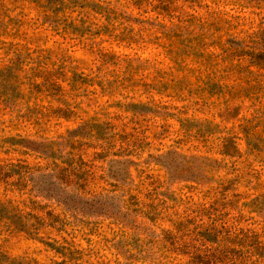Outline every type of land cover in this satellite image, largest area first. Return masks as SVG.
Segmentation results:
<instances>
[{
    "label": "rangeland",
    "instance_id": "rangeland-1",
    "mask_svg": "<svg viewBox=\"0 0 264 264\" xmlns=\"http://www.w3.org/2000/svg\"><path fill=\"white\" fill-rule=\"evenodd\" d=\"M0 264H264V0H0Z\"/></svg>",
    "mask_w": 264,
    "mask_h": 264
},
{
    "label": "trees",
    "instance_id": "trees-1",
    "mask_svg": "<svg viewBox=\"0 0 264 264\" xmlns=\"http://www.w3.org/2000/svg\"><path fill=\"white\" fill-rule=\"evenodd\" d=\"M9 203H11V202H9ZM16 210L18 211V208Z\"/></svg>",
    "mask_w": 264,
    "mask_h": 264
}]
</instances>
